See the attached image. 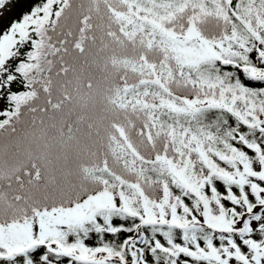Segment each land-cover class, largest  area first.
I'll list each match as a JSON object with an SVG mask.
<instances>
[{
  "label": "snow or ice",
  "instance_id": "snow-or-ice-1",
  "mask_svg": "<svg viewBox=\"0 0 264 264\" xmlns=\"http://www.w3.org/2000/svg\"><path fill=\"white\" fill-rule=\"evenodd\" d=\"M0 264H264V0H0Z\"/></svg>",
  "mask_w": 264,
  "mask_h": 264
}]
</instances>
